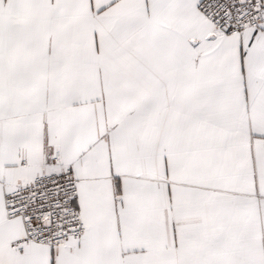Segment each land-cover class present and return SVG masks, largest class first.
I'll return each instance as SVG.
<instances>
[{
  "label": "snow or ice",
  "instance_id": "6c2138e0",
  "mask_svg": "<svg viewBox=\"0 0 264 264\" xmlns=\"http://www.w3.org/2000/svg\"><path fill=\"white\" fill-rule=\"evenodd\" d=\"M0 264H264V0H0Z\"/></svg>",
  "mask_w": 264,
  "mask_h": 264
}]
</instances>
